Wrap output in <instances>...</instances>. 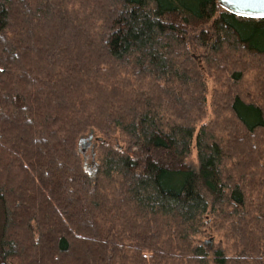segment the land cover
I'll return each instance as SVG.
<instances>
[{
    "label": "trees",
    "instance_id": "16d2710c",
    "mask_svg": "<svg viewBox=\"0 0 264 264\" xmlns=\"http://www.w3.org/2000/svg\"><path fill=\"white\" fill-rule=\"evenodd\" d=\"M213 63L229 78L206 121ZM0 257L264 264V18L218 0H0Z\"/></svg>",
    "mask_w": 264,
    "mask_h": 264
},
{
    "label": "rangeland",
    "instance_id": "374dc122",
    "mask_svg": "<svg viewBox=\"0 0 264 264\" xmlns=\"http://www.w3.org/2000/svg\"><path fill=\"white\" fill-rule=\"evenodd\" d=\"M198 59L201 61V63L205 62V60L202 61L203 58L201 57V55H198ZM204 64H206V63H204ZM209 67L211 69L210 76L212 75V77H209V76L207 77L209 91H208V96H207L208 99H207V106H206V110H207V119H206V121L211 120V119L215 118V116H216V112L213 110V105H212V95L214 94V89L215 88L219 89L221 82H223L224 80L229 78V77L226 78L228 73L226 71L223 73L222 72L223 70L220 69L219 67L217 68V65L215 63H213ZM253 71L252 70H249V71L246 70V73H245L246 75H245L244 81H242L243 83L241 84V88H243V92L245 90H247V85L249 84L248 83V78H250L253 75ZM213 78L216 81H214ZM249 89H250V86L248 87V90ZM220 117H221V115H220ZM221 119H222V117L219 120H221ZM86 137H88V136H86ZM97 143H98V139H94L93 147H96ZM90 150H91V148L88 151H90ZM86 161H87L86 166H89L90 170L93 171L95 169V165H96L94 159L88 158ZM191 161H192L191 162L192 164H195L196 161H197L196 149L195 148L193 149ZM1 262H2V259L0 257V264H1Z\"/></svg>",
    "mask_w": 264,
    "mask_h": 264
},
{
    "label": "water",
    "instance_id": "95a60500",
    "mask_svg": "<svg viewBox=\"0 0 264 264\" xmlns=\"http://www.w3.org/2000/svg\"><path fill=\"white\" fill-rule=\"evenodd\" d=\"M221 6L234 14L245 18H264V0H218ZM92 136L83 137L80 141L84 153L93 146Z\"/></svg>",
    "mask_w": 264,
    "mask_h": 264
}]
</instances>
